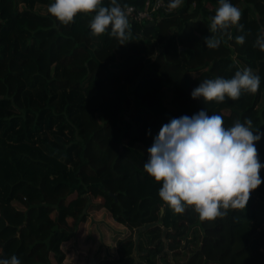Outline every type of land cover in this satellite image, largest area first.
<instances>
[{"label":"trees","instance_id":"obj_1","mask_svg":"<svg viewBox=\"0 0 264 264\" xmlns=\"http://www.w3.org/2000/svg\"><path fill=\"white\" fill-rule=\"evenodd\" d=\"M146 1L118 3L139 11ZM213 1L183 0L174 14L160 9L151 22L129 21L131 36L121 45L111 29L91 35L95 13L62 25L47 11L54 0H0V259L64 264L61 243L79 237L94 208L131 235L162 222V185L143 165L173 118L204 110L222 116L225 128L250 118L262 134L255 146L264 164V52L255 46L264 37V0H229L242 12L243 31L232 27L231 38L210 49ZM244 67L261 78L256 93L222 103L191 98L204 80L230 79ZM259 176L264 181V168ZM195 216L198 246L183 264H264V182L244 210L212 221ZM128 239L116 241L115 263L135 264L139 253L143 264H170L159 257L162 239L147 253L144 242Z\"/></svg>","mask_w":264,"mask_h":264},{"label":"clouds","instance_id":"obj_2","mask_svg":"<svg viewBox=\"0 0 264 264\" xmlns=\"http://www.w3.org/2000/svg\"><path fill=\"white\" fill-rule=\"evenodd\" d=\"M183 0H170L169 11L181 6ZM128 5L110 0L103 6L102 0H54L48 13L60 24L68 25L78 13H95L90 21L93 37L109 32V35L125 44L131 36ZM241 10L229 0H219V7L211 17L205 38L207 48L219 47L221 39L231 38L229 29L239 24ZM237 44L244 43V36H237ZM264 52V37L256 45ZM261 78L250 67L235 72L230 79H206L194 88L191 98L205 102L222 103L225 98L237 100L242 93L254 94L259 90ZM253 129L250 118L229 128L223 126L220 115H208L201 110L188 117L173 118L161 126L153 144L147 149L149 159L144 171L157 183L158 196L174 213L180 214L192 207L200 221H212L224 217L228 210H244L250 194L262 182L259 172L264 168L258 157L255 143L261 133ZM256 131V134H254ZM0 264H21L15 255L0 259Z\"/></svg>","mask_w":264,"mask_h":264},{"label":"rangeland","instance_id":"obj_3","mask_svg":"<svg viewBox=\"0 0 264 264\" xmlns=\"http://www.w3.org/2000/svg\"><path fill=\"white\" fill-rule=\"evenodd\" d=\"M182 7H183V4L179 7V9ZM3 15H6V13L0 11L1 19L4 18ZM163 97H164V103L170 106L171 100L167 97L165 93L163 94ZM127 116H128L127 113L124 112L123 118H125V120H127ZM138 151L141 152L142 155L147 157V153L142 147H139ZM73 197L74 195H71V196H68L66 199L67 201H69L73 199ZM55 200L56 199H52V202L54 203ZM97 203H98L97 201H94V204H97ZM94 209L95 210H93L90 213V215L92 214L93 217L95 218V215H97L95 213H98L99 210L97 208H94ZM160 212L162 213V216H163L162 222L152 224L149 226V228L143 227L141 228L140 232L136 230L132 235H131L132 231L129 228H126L123 226V228H121L117 232H114L113 236H107L105 234L103 244L105 246H109L108 248L112 250V247H111L112 243L114 242L116 243V241L119 242V240L121 239L127 240L129 238L130 240H134L135 243H137L138 241L144 242L146 245L145 252L147 253L148 251L153 250L156 247L158 243V239L160 240L162 239V247H161V253H159V257H166V259H168L170 264H183L188 258V256L191 255V252L193 253V251H195V249L198 246L200 230L195 225L196 224V216H195L196 212L193 210V208L187 207L183 213L177 214V213H174L172 210H170L167 207V205L161 208ZM55 215L56 213L53 215L52 217L53 219H55ZM177 215L178 217H176ZM97 216H98V218L96 219L97 222H101V220L110 218L106 210H104L101 214ZM165 221L168 223V225L164 228L162 226H163V222ZM110 222H113V221H110ZM172 223H174V226H172ZM94 224L95 222L92 221L88 225L93 226ZM109 229H112V228L109 227ZM162 231L168 233L170 236L166 238V236L164 235V233H162ZM261 231L264 232V226L261 228ZM151 232H154V236ZM139 233L141 234V238H139L138 236ZM97 238H99V236ZM147 239H150V241L147 242ZM163 250H165L166 253H164ZM140 253L143 254L141 257L143 258L145 253L143 252H140ZM137 255H139V253ZM137 255L134 254V257L136 258L135 264H143V262L139 259ZM114 257L115 255L113 254V258ZM108 258L112 259V257L110 256ZM262 261L264 262V249H263V254H262ZM159 264H161V262H159Z\"/></svg>","mask_w":264,"mask_h":264},{"label":"crops","instance_id":"obj_4","mask_svg":"<svg viewBox=\"0 0 264 264\" xmlns=\"http://www.w3.org/2000/svg\"><path fill=\"white\" fill-rule=\"evenodd\" d=\"M209 1L214 2L213 0ZM103 211L104 209H101L95 214L99 215ZM97 215L94 218L92 214H89L84 224L87 227H82V232L76 240L70 239L61 243L62 251L66 252L64 264H106L107 262L117 264L115 263L117 259L116 243L111 244L112 250H110L109 246L103 244V240L105 234L113 236L114 232H117L123 226L116 224L111 218L97 222ZM92 221L95 224L93 226L88 225ZM109 227L112 229H109ZM98 236L99 238H97ZM113 254L115 255L114 258ZM109 256L112 259L108 258Z\"/></svg>","mask_w":264,"mask_h":264},{"label":"built area","instance_id":"obj_5","mask_svg":"<svg viewBox=\"0 0 264 264\" xmlns=\"http://www.w3.org/2000/svg\"><path fill=\"white\" fill-rule=\"evenodd\" d=\"M192 7H194V5H192ZM160 9H164L167 14H174L178 8L169 11L167 6H165L160 0H147L142 10L136 11L129 7L126 11L129 13L128 20L130 22L146 23L151 22L154 13Z\"/></svg>","mask_w":264,"mask_h":264}]
</instances>
